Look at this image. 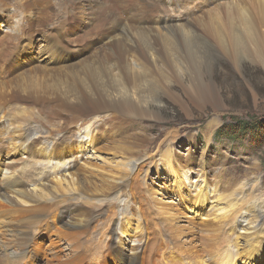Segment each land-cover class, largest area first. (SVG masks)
<instances>
[{
    "label": "bare ground",
    "instance_id": "obj_1",
    "mask_svg": "<svg viewBox=\"0 0 264 264\" xmlns=\"http://www.w3.org/2000/svg\"><path fill=\"white\" fill-rule=\"evenodd\" d=\"M216 1L0 0V9L10 8L17 17L10 34L0 39V126L9 135V146L17 150L21 144L18 153L28 154L27 160L18 161L16 154L0 164V207H11L0 219V229H6L2 230L6 239H0V264H35L29 238L39 228L52 225L63 239H88L97 249L96 255L79 253L74 262L59 264H105L106 260L114 264H236L239 260L253 264L252 259L264 256V215L258 224L250 222L255 223L254 228L234 216L247 210L257 220L252 190L247 192V184L239 186L221 171L210 185L204 156L199 163L204 186L193 197L189 194L188 202L183 186L188 187L193 158L183 160L182 165L170 162L167 167L179 174L176 189L180 201L189 204L197 218L209 215L211 221L195 227L194 218L190 219L187 230L178 223L185 216L180 210L152 200L159 209L147 217L156 226L157 220L163 221L160 231L154 232L155 239L150 241L145 238L149 232L143 237L137 224L139 243L127 253L125 237L133 231L134 212L124 199L130 194L136 200L131 178L138 179V167L154 156L149 147L153 140L147 141L131 128L136 130L141 118L161 119L150 105L161 103L162 95L182 102L181 94L172 92L173 84L192 99L219 108L216 84L199 82L201 67L211 73L219 60L240 65L244 59L264 65V0H222L217 7L195 14ZM34 33L42 35L45 54L50 52L46 63H33L29 50L22 52ZM56 42L59 49L52 46ZM70 52L76 54L66 55ZM187 73L193 81L184 86ZM85 127L88 133L83 134L88 141L83 143L77 137ZM2 132L0 148L6 146ZM164 134L168 137L169 132ZM160 141L157 149L162 151L167 139ZM42 144L65 153H36L35 147ZM88 149L120 156L124 161L99 163L88 159L84 164L89 168H78L75 153L80 151L82 157ZM168 153L162 151L161 155ZM131 162L135 165L130 167ZM51 179L56 180L49 183ZM210 188L220 195L218 201L226 200L230 207L223 216L217 209L205 210ZM109 202L115 204L114 210H110ZM120 205L126 209L116 208ZM103 212L107 219L100 235L98 227L91 230L90 224ZM250 228L252 235L242 237V243L237 236L239 229ZM197 230L204 239L203 250L197 248ZM190 233L193 237L185 239Z\"/></svg>",
    "mask_w": 264,
    "mask_h": 264
},
{
    "label": "rangeland",
    "instance_id": "obj_2",
    "mask_svg": "<svg viewBox=\"0 0 264 264\" xmlns=\"http://www.w3.org/2000/svg\"><path fill=\"white\" fill-rule=\"evenodd\" d=\"M200 1L202 2L203 0ZM221 1L222 0L213 2L207 7L204 6L201 9V11H199V13L198 11H196L195 14L198 15L201 14L203 11L205 12L208 9L217 7L218 2ZM232 2H226V3H232ZM0 11H3L0 12V39H1L6 35L10 34L11 31L10 28L16 22L17 17H15V15L13 14V10L10 8L0 9ZM122 13H124L123 10ZM19 20H21V18H18V21ZM79 23H84V22L80 21ZM73 26L75 29H79L78 26L75 25ZM65 40L68 41L67 39ZM56 44L57 42L52 46L55 47ZM55 48L59 49L58 47ZM25 50H29L28 53L30 57L33 59V63L43 64L46 63L45 62L46 57L48 59L51 57L50 52H48L49 54L47 55L45 54L44 51L45 42L43 41L42 35L40 33H34L29 36V39L26 41V44L24 45L22 52H24ZM68 54L74 56L76 52L66 53V55ZM78 56L79 55H77L74 58L72 57L71 58L75 59ZM22 57L23 58L27 57V55L23 54ZM197 74L199 76V82L201 80H202L201 83L203 84H205L208 81H210L211 83L214 82L218 87L220 104H221L219 108L215 107L213 103L204 104L198 102L195 99H192L190 95L184 92L182 87H180L178 84L176 85L173 84L172 92L181 94L182 96L181 103H177L172 99H170L169 97L162 95L161 103H157V104L155 103L150 105L151 110L160 113L161 119L151 120V119L141 118L140 120L141 125L140 126L137 125L136 127L134 125V127L137 128L136 130L133 127L131 128L130 126H127V128L129 127V129L130 128L131 130L133 129L132 132L134 131L138 132L139 135L145 138L147 141L153 140V143L149 145V147L152 150H150L151 152L150 151L148 152H150V154H154L152 159H148L146 161V164L148 162V165L144 164L138 167V165L140 164L139 162L137 164L138 170L136 166H134L135 168L133 167V172L137 170L138 179H139L138 181L137 178L134 177H132L133 179L131 178V188H135L134 191L136 194V200H134V197L130 194L126 196L127 200L124 199V203L128 204V206L131 209H133L134 212L133 214L134 219H132L131 221L133 231L130 232V234L126 235V237L125 235H122L123 237H125V241H127V245H126L127 253L129 252V248L136 246L139 243L138 241L140 240V235L136 236L137 224L141 225L140 228L143 231L142 232L143 237H145L144 232L145 233L149 232L150 236L148 234L147 237L145 238L150 241L155 239L154 238V236H156L155 233L156 234L159 233L160 231L159 226L160 224H162L163 221L160 220L161 222H159V220H157L156 222L157 224L159 223V226H156L154 222L150 220L149 217H147L150 211L152 210L156 211L159 209V206L157 207L156 203L154 202L155 200H157V202L159 203H164L168 206L172 205L174 206L175 210L176 209L178 211L180 210L179 212L183 213V215H185L186 217L182 216L180 219H178L179 220L178 223L179 225H183L184 227H186L187 230H190L191 228L190 219L193 220L194 218L193 222H195L194 223L196 225L195 227H198V225H200L199 223H201L202 221L204 222L207 221L208 219L211 221V219L213 218V217L209 218V215H204V214H202L203 215L202 219L200 218L201 215H199V217L197 218L196 215H194L193 211L187 207L189 206V204H184L182 201H180V197L177 196L179 190L176 189V186L178 184L177 178H179V174H176V172H172L167 167V165L170 162L171 165H173L174 163H175L174 165H179V164L182 165L183 160H186L188 157L193 158L194 165L192 170H188L189 180H186L189 181L188 187L183 186V190L187 195V202L188 199L190 200L189 194H192L193 197V195L200 190V187L204 186V184H202V180H201L202 177L200 175L202 171L200 172V167H199V163L202 162L200 161V159L204 156L205 160H203V162L206 164V168L208 171L209 184L210 183L214 184L216 179L219 178L217 177L219 175L217 173L218 172L220 173L221 171V173L226 174L225 176L227 178H231L233 180L238 181L239 186H243L247 184V187L249 188V189L245 188L247 192L252 190L253 192L252 196L255 199V200L253 199L252 202L256 205L257 220L255 219V216L252 213L245 210L237 213V215H234L237 221H242L244 222L245 225L254 228L255 223L250 224V222L255 220L257 221L258 224V222H260L261 218L264 215V144L257 146L250 143L249 140L241 141V142L239 141L231 142L229 140H218L215 138L217 129H219L225 122L231 120V118L245 120V121L251 119L264 118V65H262L259 62L255 63L252 62L251 60L249 61L245 59L241 62L240 65L227 60L226 61L219 60L218 62L215 63V66L211 73H209L207 68L201 67L199 73ZM192 81H193L192 75L189 73L185 74L183 79L184 86L192 85L190 84L192 83ZM212 121H216V123L213 126H209ZM1 128L2 127L0 126V130H1L0 132L3 131L2 133L5 134L4 143L6 144V146L0 148V164H2L10 156L16 154L18 155L17 159L19 158L18 161H20L21 159L27 160L28 154L18 153L23 148V145L18 144L17 145L18 151L16 149L13 150L12 147L9 146V142L6 141L9 135ZM85 128H81L80 131L81 134L80 136L77 137L78 141L83 143L88 141L87 137L85 136V134L87 135L88 133L87 131L88 128L87 127ZM143 130H145V132ZM84 132L86 133L83 134ZM166 132H169L168 137L164 134ZM173 133L176 135H173ZM32 136L39 137L40 135H35V136L32 135ZM163 139H167V141L165 142V145L164 144L163 146L161 145V149L163 148L162 151H165L166 153L167 151H169L168 153L169 155H161L162 151H159L157 149V144L159 143L160 140ZM49 142L51 141L49 140ZM19 146H21L22 148L20 149ZM46 146L47 144H42L39 147H35L37 148L36 153L38 154L50 153V152L65 153L61 151L60 148L58 147L55 148V146H51V145L47 147ZM78 152H79L78 155L77 153H75L76 157L79 156L77 158L78 160L77 166L78 168L82 167L83 169L89 168V166L84 164L86 161H88V159L96 162L98 161L99 163H103L105 160L107 161L111 160L112 162L121 161V160L124 161L120 156L117 157L110 153L97 152L95 150H90V149H88L87 154L83 155L82 157L80 151ZM66 153L69 152L66 150ZM167 156H169V158H167ZM72 162L74 163L75 160H72ZM133 164L135 165L134 162H131L129 166L131 167ZM2 173L3 172L0 173V181L3 179ZM18 179L22 180V178L20 177H18ZM55 180L56 179L54 180L51 179L49 183ZM136 180L140 182L139 186L136 185L138 184V182H135ZM190 184H192V186H190ZM183 185H185V183ZM197 185L200 186L196 187ZM144 186L146 187V192L144 191L145 188ZM220 186L221 183H219V187ZM211 189L212 188H210V190H208L207 193L208 200L206 203L205 210L209 211L210 209L211 211H213L217 209L216 211L220 212V216H223L228 210H230V207L228 206L226 200L218 201V197L220 195H218L216 191H211ZM141 192L144 193L142 194ZM64 195L69 196V194H64ZM150 195H152L153 197ZM237 195H239L240 198L239 190L237 192ZM132 200L136 201L134 205L132 204V202H130ZM147 201L148 203L146 204ZM109 203H110L109 204L110 210H114L115 204L112 202ZM9 208L11 207L8 206L2 209L0 207V219L3 220L2 218L3 214ZM116 208L120 210L126 209L122 205L117 206ZM218 209L221 210L219 211ZM106 219H107L106 212L105 213L103 212V214L102 215L100 214V216H96L95 220L90 224V229L95 230L98 227V233L101 235V233L105 231L104 222ZM92 226L95 227L93 228ZM3 229L6 230L5 228ZM3 229H0V239L2 240L6 239V237L2 233ZM59 232L60 230L57 229V226L52 225L48 227L39 228L29 238L28 243H29L30 253L33 256V261H35V264H56V263L59 264V262L67 261V260H73L74 262V260L78 258L77 255L79 253L82 254L85 253L86 255H88L90 252H94L95 255L97 254V249L94 247V245L91 242H88V239H83L81 241H77V240L75 241L73 240V238L63 239L61 233ZM197 232H198L197 240H199V242L197 243L195 239L194 242L196 241L198 245L197 248L201 249L202 247L201 250H203L204 239L202 237L201 232H199L198 230ZM251 233H252L251 228L249 229V231L239 229L237 236L240 235L241 236L240 240L242 243H244L245 239H243L242 237L251 236L252 235ZM192 237L193 234L190 233L189 235L186 236L185 239H190ZM81 242L84 243L82 244ZM78 245L82 246V248L77 249ZM74 246L76 249H74ZM225 248L226 247H222V249ZM8 250L9 249H7V252H10V250L9 251ZM76 251H80V252L76 253ZM104 263L114 264L113 261H108V260H106ZM252 263L264 264V256L262 257L260 256L258 259L255 260L252 259ZM236 264H245V263L244 261L239 260ZM246 264H250V263L248 262Z\"/></svg>",
    "mask_w": 264,
    "mask_h": 264
},
{
    "label": "trees",
    "instance_id": "obj_3",
    "mask_svg": "<svg viewBox=\"0 0 264 264\" xmlns=\"http://www.w3.org/2000/svg\"><path fill=\"white\" fill-rule=\"evenodd\" d=\"M215 138L241 142L249 140L253 145L264 144V118L248 121L231 118L217 129Z\"/></svg>",
    "mask_w": 264,
    "mask_h": 264
}]
</instances>
